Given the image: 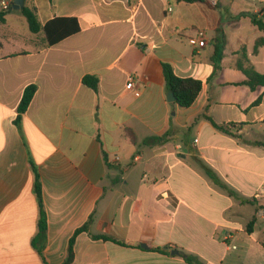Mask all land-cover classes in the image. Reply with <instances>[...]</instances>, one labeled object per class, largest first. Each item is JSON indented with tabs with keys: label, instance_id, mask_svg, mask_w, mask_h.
I'll list each match as a JSON object with an SVG mask.
<instances>
[{
	"label": "crops",
	"instance_id": "1",
	"mask_svg": "<svg viewBox=\"0 0 264 264\" xmlns=\"http://www.w3.org/2000/svg\"><path fill=\"white\" fill-rule=\"evenodd\" d=\"M25 6L42 26L74 18L79 31L50 45L20 10L0 25V264H62L89 221L71 264H187L181 252L205 264H264V196L256 197L264 186V86L250 89L236 68V52L246 47L264 74V46L254 53L264 32L249 17L234 19L264 7L232 16L221 2L206 1ZM217 36L224 48L215 71ZM164 63L180 78L202 81L192 106L167 99ZM85 77L98 80L96 90ZM31 85L37 90L17 125ZM207 106L229 133L202 116ZM199 160L255 203L230 196ZM33 164L47 220L41 254L33 245L40 215Z\"/></svg>",
	"mask_w": 264,
	"mask_h": 264
},
{
	"label": "trees",
	"instance_id": "2",
	"mask_svg": "<svg viewBox=\"0 0 264 264\" xmlns=\"http://www.w3.org/2000/svg\"><path fill=\"white\" fill-rule=\"evenodd\" d=\"M177 1L193 3L196 1H205V0H177ZM12 5L13 3H11L8 9H2V8L0 9V25L6 22L7 14L13 10ZM20 11L27 19L29 28L33 33H38L39 31L44 30L46 37L48 39V43L50 45L58 43L59 41L64 39V37H67L79 31L77 21L74 18H55L53 20L48 21L44 26H42L41 23L39 22L35 9L25 6ZM244 16L249 17L251 19V22L259 30L264 32V8H262L261 11L258 13L242 12L241 14H239V16L234 17V19H238ZM262 46H264V35L256 40L254 53H258L259 49ZM223 48H224V40L217 36L215 38V52H214V56L212 60L214 67H215V71L219 69V64L223 56ZM236 54L239 55L237 63H236V68L240 70L241 72H243L245 76L247 77V81L245 82V84L248 85L250 89L252 90H256L258 87L264 86V74L259 73L255 69L254 65L251 63L249 56L247 54L246 47L241 48V50L236 52ZM163 75L165 78L167 89L169 91H172L176 97V103L179 106L184 107V108H188L192 106L195 100L197 99L199 93L202 91V88H203L202 81L194 79V78L178 77L174 73L172 66L168 63L163 64ZM84 83L95 90L98 87V80L96 78L85 77ZM36 90H37L36 85H31L25 89L20 105L18 107V117L16 119L17 125H20L22 116L27 111L35 95ZM261 101H262V97H259L254 102L253 106L259 105ZM208 111H209V106L205 108V111L203 112L202 116L210 120L213 126L216 127L217 129H220L222 131H226L229 133V131L224 126L218 125L213 121V119L208 114ZM152 140L161 142V141H164V137L157 136V137H153ZM259 144L261 143L259 142ZM198 164L200 168L204 171V173L217 186H219L221 189L226 191L230 196L239 200L241 203H251V204L255 203V198H246L242 196L241 194H239L236 190H234L229 185H227L216 174V172L212 168H210L208 165H206L204 162L199 160ZM107 165L110 166L108 163ZM33 169H34L35 177H36L35 178V193H36V197H37L39 208H40V215H39V220H38V234L33 240V245L38 248V251L41 254L42 249L40 246L38 247L37 243H39L45 237V234L47 231V220H46L45 210L43 207V199H42V194H41L39 176H38V173H37V170L34 164H33ZM254 219L255 218H253V220L249 222L247 226V231L249 233L253 231V226L255 222ZM89 223L90 221L87 222V224H85L83 227L79 228L77 232L75 233V236L70 240L68 254L62 264H71L73 262L75 238L79 233L84 232V231H89ZM94 237L102 238L105 240L111 239L105 235L94 236ZM154 250L163 252V253H169L168 250H164L162 248H155ZM181 255L183 256L187 264H205L196 255L188 254L185 252H181Z\"/></svg>",
	"mask_w": 264,
	"mask_h": 264
},
{
	"label": "rangeland",
	"instance_id": "3",
	"mask_svg": "<svg viewBox=\"0 0 264 264\" xmlns=\"http://www.w3.org/2000/svg\"><path fill=\"white\" fill-rule=\"evenodd\" d=\"M40 3H45L47 0H37ZM222 6L229 11V14L234 16L243 9L254 10L255 8L264 7V2L261 0H220ZM260 12V11H259ZM253 211V207L250 206Z\"/></svg>",
	"mask_w": 264,
	"mask_h": 264
},
{
	"label": "built area",
	"instance_id": "4",
	"mask_svg": "<svg viewBox=\"0 0 264 264\" xmlns=\"http://www.w3.org/2000/svg\"><path fill=\"white\" fill-rule=\"evenodd\" d=\"M211 7L216 8L219 5L220 0H205ZM1 8L2 9H8L11 3H13V0H1ZM205 32L204 31H199L198 32V45L203 47L205 45ZM134 80L133 78H130L127 88L128 89H133L134 88ZM264 196V186L258 191L256 197L257 198H262Z\"/></svg>",
	"mask_w": 264,
	"mask_h": 264
},
{
	"label": "water",
	"instance_id": "5",
	"mask_svg": "<svg viewBox=\"0 0 264 264\" xmlns=\"http://www.w3.org/2000/svg\"><path fill=\"white\" fill-rule=\"evenodd\" d=\"M25 2L26 0H13V5H12L13 10H21L22 8L25 7ZM167 99L169 101H176V97L172 91H169ZM142 246L145 247V245ZM173 253L178 254L179 252L174 251Z\"/></svg>",
	"mask_w": 264,
	"mask_h": 264
}]
</instances>
